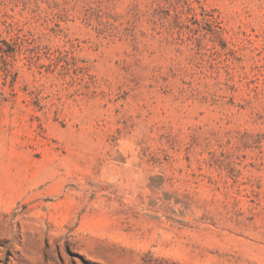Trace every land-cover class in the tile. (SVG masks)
<instances>
[{
	"label": "rangeland",
	"instance_id": "374dc122",
	"mask_svg": "<svg viewBox=\"0 0 264 264\" xmlns=\"http://www.w3.org/2000/svg\"><path fill=\"white\" fill-rule=\"evenodd\" d=\"M0 264H264V0H0Z\"/></svg>",
	"mask_w": 264,
	"mask_h": 264
}]
</instances>
